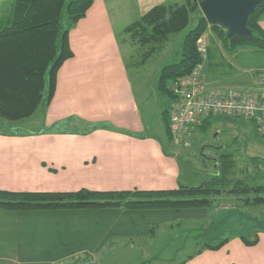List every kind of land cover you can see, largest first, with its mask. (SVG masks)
I'll list each match as a JSON object with an SVG mask.
<instances>
[{
  "label": "crops",
  "instance_id": "1",
  "mask_svg": "<svg viewBox=\"0 0 264 264\" xmlns=\"http://www.w3.org/2000/svg\"><path fill=\"white\" fill-rule=\"evenodd\" d=\"M171 1L122 4L94 0L86 16L70 31L74 55L58 70L54 96L42 114V127L0 131V190L179 187L180 157L174 150L164 152L167 136L165 141L147 133L116 31L117 23L125 28L154 5ZM260 25L264 29V19ZM73 122L79 127L74 128ZM185 211L188 219H204L208 214L206 207ZM179 212L173 208L0 207V264H60L78 254H92L99 264L98 256L111 252L147 254L156 239L173 233ZM253 230L245 235L225 230L209 235L203 243L227 241L219 249H204L185 264H264V228L256 229V244L247 245L242 239L243 235L252 237Z\"/></svg>",
  "mask_w": 264,
  "mask_h": 264
},
{
  "label": "trees",
  "instance_id": "2",
  "mask_svg": "<svg viewBox=\"0 0 264 264\" xmlns=\"http://www.w3.org/2000/svg\"><path fill=\"white\" fill-rule=\"evenodd\" d=\"M201 0L169 2L154 5L128 24L124 31L146 46L148 53L155 51L176 34L188 27L191 14L198 12L197 23L182 41L180 58L162 67L158 90L169 100L161 111V118L169 143L170 104L173 99L171 83L179 76L193 72L202 62L197 48L199 38L209 28L228 52L253 47L264 51V0L249 16L251 34L227 35L222 26L210 23L200 8ZM94 0H14L10 15L0 18V117L17 121L35 113L42 101L51 102L57 73L64 61L74 55L70 46V31L86 16ZM145 52L143 60L148 56ZM207 66L215 68L223 60H215L217 51L208 48ZM149 54V55H150ZM141 64V63H140ZM208 119L204 121L203 127ZM162 142V140H160ZM163 145V142H162ZM164 152L168 151L164 147ZM222 195L241 199L245 205L264 206V183H249L235 174L233 153L223 149L218 157V170L198 185L180 183L178 188L164 190H109L80 189L67 192H13L0 190V207L8 209L54 208H173L211 207ZM264 228V226H262ZM250 235L242 236L247 245H254L259 237L255 227ZM252 231V230H251ZM227 240L217 244L202 243L194 254L177 264H185L204 249H219Z\"/></svg>",
  "mask_w": 264,
  "mask_h": 264
},
{
  "label": "rangeland",
  "instance_id": "3",
  "mask_svg": "<svg viewBox=\"0 0 264 264\" xmlns=\"http://www.w3.org/2000/svg\"><path fill=\"white\" fill-rule=\"evenodd\" d=\"M117 1L119 3L123 1L122 4L133 2V0ZM10 2L11 0L0 1V18L10 15L12 8ZM198 17V12L192 13L188 27L172 34L167 42L155 47V51L151 54L147 52L149 45L144 46L133 40L124 31L123 26H120L121 24H116L117 35L146 122V131L160 136L165 141L161 110L169 105V100L158 90L159 74L162 67L180 58L185 34L195 26ZM202 36L208 48L211 47L217 51L215 60H223V63L215 68L213 66L209 68L207 66L208 52L204 79L211 80L215 86L222 88L264 89L263 50L257 51L253 47H244L236 52H228L210 28ZM145 52L148 57L143 60ZM44 108L45 101H42L33 115L17 121L0 117V131L40 129ZM73 124L74 128L79 127V124L74 122ZM223 149L233 153L237 177L249 183H264V136L258 134L254 124L248 120L228 115L212 116L203 127L196 130L194 141L190 146L166 142V150H174L180 157L181 182L187 185H198L212 177L218 170V157ZM206 208H208V214L204 219L203 216L199 219H188L184 216L186 208L177 210L182 213L178 224H174L173 233L165 235L163 239H156L153 248L147 254L111 252L98 256L99 264H172L195 251L207 241L206 237L209 235L212 236L224 230L227 233L240 231L245 235L249 228L258 229L264 226V206L245 205L241 199L234 196L222 195L218 197L216 204ZM82 255L85 254H78L71 260ZM91 256L95 264H98L96 257ZM71 260L60 264H67Z\"/></svg>",
  "mask_w": 264,
  "mask_h": 264
},
{
  "label": "built area",
  "instance_id": "4",
  "mask_svg": "<svg viewBox=\"0 0 264 264\" xmlns=\"http://www.w3.org/2000/svg\"><path fill=\"white\" fill-rule=\"evenodd\" d=\"M202 57L190 74L177 77L170 85V132L173 142L190 146L196 130L212 116L228 115L252 122L258 134L264 136V89H235L215 86L204 79L208 44L201 36L197 42ZM92 255V254H91ZM85 254L67 264H95L93 256Z\"/></svg>",
  "mask_w": 264,
  "mask_h": 264
},
{
  "label": "water",
  "instance_id": "5",
  "mask_svg": "<svg viewBox=\"0 0 264 264\" xmlns=\"http://www.w3.org/2000/svg\"><path fill=\"white\" fill-rule=\"evenodd\" d=\"M262 0H201L200 8L210 23L226 29L227 35H249V16Z\"/></svg>",
  "mask_w": 264,
  "mask_h": 264
}]
</instances>
